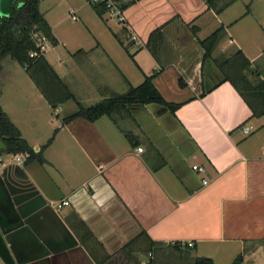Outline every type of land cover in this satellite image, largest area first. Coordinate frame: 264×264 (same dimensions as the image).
I'll list each match as a JSON object with an SVG mask.
<instances>
[{
    "label": "crops",
    "instance_id": "obj_1",
    "mask_svg": "<svg viewBox=\"0 0 264 264\" xmlns=\"http://www.w3.org/2000/svg\"><path fill=\"white\" fill-rule=\"evenodd\" d=\"M67 2L87 34L59 35L63 18L45 13L41 0L39 9L56 38L52 47L63 45L70 59H60L66 70L59 74L44 56L77 100L76 90L102 99L152 75L160 94L180 104L171 111L129 103L93 121L62 122L63 115L56 127L48 120L53 138L43 146L27 139L0 100L44 159L0 160V264H188L184 250L169 245L190 241L189 257L264 264V113L253 115L235 87L219 80L199 44L223 25L235 46L227 54L240 48L249 79L264 81L263 13L250 21V11L222 17L228 5L217 13L205 0H120L125 21L111 25L107 11L97 15L87 0ZM234 25L248 33L246 45ZM157 28L156 58L146 42ZM221 40L216 48L225 53ZM114 41L131 58L120 57ZM31 93L51 107L35 85ZM62 200L69 203L59 206Z\"/></svg>",
    "mask_w": 264,
    "mask_h": 264
},
{
    "label": "trees",
    "instance_id": "obj_2",
    "mask_svg": "<svg viewBox=\"0 0 264 264\" xmlns=\"http://www.w3.org/2000/svg\"><path fill=\"white\" fill-rule=\"evenodd\" d=\"M40 0H16L7 15L0 16V70L2 60L5 56H10L17 61L26 74L34 83L35 87L47 101L55 108L60 103L73 99L77 108L62 118V122H67L76 117H83L93 121L101 115L110 116L115 109L125 108L129 103H149L156 102L166 105L171 111L180 104L166 100L155 87L152 81V75H146L144 79L136 84L130 85L123 93H113L104 97L93 104L84 105L76 99L70 91L67 83L58 75L53 66L47 61L44 53L37 56H29L31 50L37 49L36 34L44 35L53 45L56 38L51 32V28L46 21L43 13L39 9ZM95 13L101 16L106 12V0L94 2L87 0ZM122 9L120 0H115ZM207 7L213 8L217 13L235 0H205ZM161 37L160 29L157 28L151 32L146 42L147 48L156 57L157 43L155 38ZM225 36L223 25L218 26L206 37L199 40L203 49V58L212 59L221 73L219 80H228L252 110L253 115L264 113V81H251L249 75L253 72L251 64L240 48H237L230 54L213 57L212 53L219 41ZM183 84V80H179ZM0 137L5 146L0 149L4 153H26V159H36L38 162H44L41 156V148L35 151L34 148L22 136L18 126L10 119L8 114L0 106ZM53 135L48 138L44 145L51 142ZM43 145V146H44ZM152 243V242H151ZM158 245V244H157ZM165 244L161 256L166 257L167 246ZM172 249L184 250L183 256L188 264H213L211 258L205 256L189 257L190 247L172 243L169 245ZM183 247V248H182ZM240 256H237L231 264H239Z\"/></svg>",
    "mask_w": 264,
    "mask_h": 264
},
{
    "label": "rangeland",
    "instance_id": "obj_3",
    "mask_svg": "<svg viewBox=\"0 0 264 264\" xmlns=\"http://www.w3.org/2000/svg\"><path fill=\"white\" fill-rule=\"evenodd\" d=\"M88 6L91 5L89 4ZM40 8L43 11H45V13L51 12L50 9H52V11L54 12L57 11V15H54V17H58V19L60 17L63 18V22H61V24L56 28V31L59 33V35L75 38L80 34H87V29L85 24L82 23V19L79 18L76 20L71 19L69 14L70 12L68 10L69 3L67 2V0H41ZM86 8L88 7L86 6ZM244 11H250V15L248 17V20L250 21L251 18L254 19V15L256 13L258 12L263 13V15H261V18H263L261 22L264 23V0H235L223 10V13L220 16L229 17V15H238V13ZM106 14L108 18L107 23L111 25L116 24L117 22L116 18L110 16L108 12H106ZM124 21L125 20H123L122 22ZM98 22L102 24L101 21ZM232 30L243 35L242 43L243 45H246V43L249 41L247 39L248 33L245 34L246 32H244L243 29L238 28L237 25H234L232 27ZM131 34H129V36H131ZM138 40L139 38L134 41H136V43L139 45L140 41ZM114 44L116 46L115 48L119 51L118 53L120 54V57L131 58L118 47V44L115 41ZM221 45L223 47V51L226 54L232 51L235 47L234 44H231L227 41V36H224L222 38ZM133 48L134 47L131 46L130 50L133 51L134 50ZM225 53L215 48L212 53V56L217 57L220 55H226ZM156 55H158V51H156ZM46 56L51 59V62L54 65L57 72L59 74L62 73L63 70L65 69V66H63V64L61 66L60 59L64 60V58H69L65 50V47H63V45L61 44L58 45L57 47H52L51 45L46 51ZM153 57L155 56L153 55ZM71 61L69 62V65L75 68L76 66L75 62L73 61V59ZM2 66L3 68L0 71L1 102L3 103L4 107L8 109V113L11 116V118L15 119L18 122L17 124H19L22 133L27 137V139H29V141L33 139L35 141H38L39 145H44L48 140V138L52 136V134H50L51 132L48 127L49 126L48 120L51 119L53 122L52 123L53 127H56L58 124L61 123V117L63 115L71 113L76 109V103L73 100L69 99L64 103L59 104L57 106L56 112H53V109L51 107H48L44 102V100L43 101L42 99L39 100L38 95L36 96L32 95L31 91L34 88V85L30 81L29 77L26 75L25 71L23 70V67L17 61L12 59L8 55L3 58ZM73 71L76 72L75 70ZM218 75L221 76L220 74ZM211 81H215V78H213V76ZM85 91H88V89H86ZM76 92H77L76 94L77 98L84 105L92 104L97 100H99L101 97L97 93H90L91 91H88L87 93L86 92L82 93L76 90ZM178 97H182V95ZM0 155L3 162L11 159V155H9L8 153L0 152Z\"/></svg>",
    "mask_w": 264,
    "mask_h": 264
},
{
    "label": "built area",
    "instance_id": "obj_4",
    "mask_svg": "<svg viewBox=\"0 0 264 264\" xmlns=\"http://www.w3.org/2000/svg\"><path fill=\"white\" fill-rule=\"evenodd\" d=\"M94 2H97L99 0H92ZM106 8H107V12L110 14V16L115 17L117 21L122 22L124 20V16L122 14V9L119 7V5L116 3L115 0H106ZM71 18L72 19H76L77 16L75 14H71ZM37 37V49L31 50L29 52V56H37L41 53H45L47 51V49L52 45L48 39L44 36V35H40V34H36ZM131 39L132 40H136L138 39L135 33L131 34ZM140 41V40H138ZM250 129V127H244L243 131L244 132H248ZM138 150H141V147L137 148ZM9 155H11V159L9 161H13L17 164H21L24 162L25 157H26V153H8ZM0 160H2L1 155H0ZM192 169L198 172H202L204 171V167L200 164H192L191 165ZM207 179L206 178H202V183H206ZM68 200H62L58 205L60 206L61 204H68ZM193 243L187 242V246H192Z\"/></svg>",
    "mask_w": 264,
    "mask_h": 264
},
{
    "label": "water",
    "instance_id": "obj_5",
    "mask_svg": "<svg viewBox=\"0 0 264 264\" xmlns=\"http://www.w3.org/2000/svg\"><path fill=\"white\" fill-rule=\"evenodd\" d=\"M15 1L16 0H0V16L1 15H7ZM203 53L201 55V58L203 56ZM4 146H5V144L0 137V149H3ZM35 150L37 151V148H35Z\"/></svg>",
    "mask_w": 264,
    "mask_h": 264
}]
</instances>
